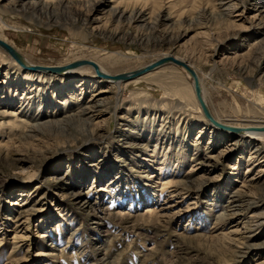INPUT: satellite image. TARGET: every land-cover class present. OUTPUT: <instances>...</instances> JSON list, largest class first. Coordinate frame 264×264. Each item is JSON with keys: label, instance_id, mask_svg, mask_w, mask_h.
<instances>
[{"label": "rangeland", "instance_id": "1", "mask_svg": "<svg viewBox=\"0 0 264 264\" xmlns=\"http://www.w3.org/2000/svg\"><path fill=\"white\" fill-rule=\"evenodd\" d=\"M241 1L0 0V34L39 66L177 56L213 117L264 125V0ZM1 61L0 264H264V143L207 126L182 70L105 92Z\"/></svg>", "mask_w": 264, "mask_h": 264}, {"label": "bare ground", "instance_id": "2", "mask_svg": "<svg viewBox=\"0 0 264 264\" xmlns=\"http://www.w3.org/2000/svg\"><path fill=\"white\" fill-rule=\"evenodd\" d=\"M47 1H49V2H47ZM60 1H63V0H45V2H43L42 4H40V3H37V2H29L28 4H26L25 5V7H23L24 8V10L25 11H27V12H31V13H36V12H46V11H48V10H51L53 7H52V5H55V4H57V3H59ZM225 1H227V4H228V9H234V7H235V3H233V1H236V0H225ZM237 1H239V2H242L241 0H237ZM98 3H100V2H98ZM59 5H62V2H60L59 3ZM58 5V6H59ZM39 7H41L40 9H39ZM96 10V9H95ZM136 14V13H135ZM165 19V18H164ZM132 21L133 22H144V14H142V13H139V14H136L135 15V17L132 19ZM3 25H1V23H0V30H2L3 29ZM115 36V35H114ZM0 41L2 42V43H5L6 45H8L7 43H6V40H5V38H3V36L0 34ZM8 46H10V45H8ZM12 48V47H11ZM0 49H1V51H2V53H4L5 55H6V57H7V59H8V62H10V63H12L13 64V67L14 68H17L19 71L21 70V71H23V73H25L26 74V77H29L31 74L32 75H44L45 76V74L44 73H33L34 71H28V70H22V68L18 65V63H15L16 61L12 58V57H10L1 47H0ZM23 57V56H22ZM166 57H172V58H174V59H176V60H180V61H182V62H184V63H186L187 65H189V66H191L193 69H194V73H193V71L191 70H188L187 68H185V71H186V73L188 74V76L193 80V81H195V82H197V84L199 85V87H200V89H201V95H202V100H203V102H204V104H205V106H206V108H207V110H208V112H209V114L211 115V113H210V109H209V105H208V103H207V101H206V94H205V90H204V87H203V85H202V80H201V78L199 77V75H198V72H197V70L190 64V63H188V62H186L185 60H183V59H181V58H179V57H177V56H174V55H170V54H164V55H162V56H160V57H158L155 61H157V60H159V59H162V58H166ZM24 61L25 62H27L28 64L30 63L27 59H25L24 58ZM84 61H90V62H93L94 63V69L92 68V67H90L89 65H87V66H80V67H78V68H76V69H78V70H72V71H70V72H68L67 74H61L60 76H61V79H63V78H73L74 77V75L77 73V72H79V71H83V70H88V71H90V73H91V77H89V78H84V79H81V80H79V82H78V84H77V88L78 87H82L83 85H86V84H91V85H93L94 84V88H95V86H99V85H103V86H105V90H103V91H109V90H111V89H114V87H117V86H119V85H122V84H124V83H128V84H135V83H139L142 79H145V77H147L148 75H150L151 73H153L154 71H152V72H149V73H146L145 75H142V76H140V77H137V78H135V79H132V80H129V81H126V82H114L113 80H106V79H104V78H102V77H100V76H98L97 75V73H99V74H101V75H104V76H108V77H113V76H115V75H117V74H112V73H110V72H108L107 71V69H106V67H105V63L106 62H110L111 63V65L112 64H114L112 61H109V57H106V58H103V59H101V60H92V59H87V60H84ZM155 61H153V62H155ZM76 62H80V61H75V62H73V63H76ZM153 62H151V63H153ZM182 62H180V63H182ZM73 63H71V64H73ZM151 63H149V64H151ZM0 64H2V61H1V63ZM31 64V63H30ZM149 64H147V65H149ZM109 65V64H108ZM58 67V66H57ZM62 67H65V66H62ZM163 67V66H162ZM175 67V66H174ZM80 68V69H79ZM161 68V67H160ZM160 68H158V69H160ZM177 68V67H176ZM158 69H156L155 71H157ZM177 69H179V68H177ZM138 70V69H137ZM132 72V71H131ZM130 73V72H129ZM123 74H125V73H123ZM185 74V73H184ZM59 75V74H58ZM186 75V74H185ZM187 77V76H186ZM187 80H188V78H187ZM188 83L190 84V86H191V88H192V85H191V83H190V81L188 80ZM101 91V90H100ZM175 92V94L177 95V96H179L180 98H186V96H185V93L182 91V90H176V91H174ZM192 94H193V103H194V105L196 106V109H197V111H198V113L201 115V116H203L204 117V119L206 120V122H207V126L209 125L210 127H211V129H213V130H215L219 135H221V136H226V137H228V136H231L229 133H231V134H233L234 133V131H232L233 129H240V130H242V129H252V127H255V128H257V127H262V126H264V125H257V124H250L251 122H247V123H249V124H236V123H232V122H221L219 119H217L216 117H213L212 115H211V117H212V119L215 121V124L213 125L211 122H209L207 119H206V117H205V115L203 114V111H202V109H201V107H200V105H199V103H198V101H197V99H196V97H195V94H194V92H193V89H192ZM98 95H100V93L98 94ZM98 95H94V99H96V97L98 96ZM102 101L101 100H99V99H97L96 101H94V107L93 106H88V107H85L82 111H81V114H86V115H89V114H91L89 117H94V119H97L98 117H99V115H100V113L98 112V111H96V107H98L100 104H102L101 103ZM94 109V110H93ZM76 116H78V117H80V116H83V115H80V114H78V115H76ZM69 117V116H68ZM89 119H91V118H88V120ZM237 122V121H236ZM245 122V121H244ZM253 123V122H252ZM227 126V127H229V129L230 130H223V129H220V127L219 126ZM214 127L216 128V129H214ZM217 129H219V130H217ZM257 129H260V128H257ZM225 131H227V132H225ZM237 134V133H236ZM239 135H241V139L243 140V139H245V140H247V141H249V142H252V141H256V142H259V144H263L264 143V132H255V131H244V132H242V133H240ZM258 147V145L257 146H255V148H254V150L255 151H253V153H252V155H254V154H259L260 153V149H258L257 148ZM264 161V160H263ZM262 161V162H263ZM250 171V170H249ZM151 210L150 209H148V210H146V212H150ZM153 215V214H152Z\"/></svg>", "mask_w": 264, "mask_h": 264}, {"label": "water", "instance_id": "3", "mask_svg": "<svg viewBox=\"0 0 264 264\" xmlns=\"http://www.w3.org/2000/svg\"><path fill=\"white\" fill-rule=\"evenodd\" d=\"M0 47L10 56L12 57L16 63H18V65L24 69V70H28V71H34V72H38V73H44V74H67L68 72L72 71L73 69H76L80 66H87L89 65L90 67H92L94 69V63L93 62H90V61H80V62H76V63H73V64H68L66 65L65 67H57V66H39V65H32V64H28L27 62L24 61V58L22 57L21 54H19L16 50H14L13 48H11L10 46L6 45L5 43H2L0 41ZM180 60H176L172 57H166V58H162V59H159L149 65H146L138 70H135V71H132L130 73H125V74H118V75H115L113 77H108V76H104V75H101L99 73H97L98 76L106 79V80H113L114 82H126V81H129V80H132V79H135L137 77H140L142 75H145L146 73H149V72H152V71H155L156 69L162 67V66H165V65H172V66H175L177 68H179L180 70H182L188 80L190 81L191 85H192V89H193V92L195 94V97L203 111V114L205 115L206 119L211 122L213 125L215 124V121L212 119L211 115L209 114L203 100H202V95H201V89L199 87V85L197 84V82L193 81L189 76L188 74L186 73L185 71V68H187L188 70H192L193 73H194V70L189 66L187 65L186 63L182 62ZM220 129H223V130H230L229 127L227 126H219ZM257 128H260V129H257ZM252 127V129H233L232 131H234V133H237V134H240L244 131H255V132H264V126L262 127Z\"/></svg>", "mask_w": 264, "mask_h": 264}]
</instances>
